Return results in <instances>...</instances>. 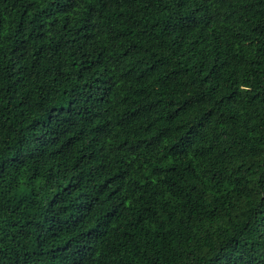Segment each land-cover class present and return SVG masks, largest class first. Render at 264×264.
I'll return each instance as SVG.
<instances>
[{
    "label": "trees",
    "instance_id": "trees-1",
    "mask_svg": "<svg viewBox=\"0 0 264 264\" xmlns=\"http://www.w3.org/2000/svg\"><path fill=\"white\" fill-rule=\"evenodd\" d=\"M0 264H264V0H0Z\"/></svg>",
    "mask_w": 264,
    "mask_h": 264
}]
</instances>
